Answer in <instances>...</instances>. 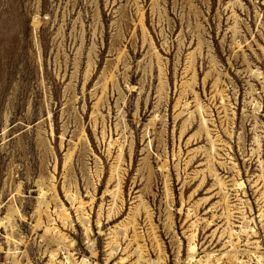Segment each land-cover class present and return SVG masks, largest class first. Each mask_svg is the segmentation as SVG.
<instances>
[{
  "label": "rangeland",
  "instance_id": "1",
  "mask_svg": "<svg viewBox=\"0 0 264 264\" xmlns=\"http://www.w3.org/2000/svg\"><path fill=\"white\" fill-rule=\"evenodd\" d=\"M263 214L264 0H0V264H264Z\"/></svg>",
  "mask_w": 264,
  "mask_h": 264
},
{
  "label": "bare ground",
  "instance_id": "2",
  "mask_svg": "<svg viewBox=\"0 0 264 264\" xmlns=\"http://www.w3.org/2000/svg\"><path fill=\"white\" fill-rule=\"evenodd\" d=\"M35 25H37V22H35ZM257 76H261V74H257ZM243 187V185L242 184H240L239 185V188H242ZM224 193V192H223ZM72 199H73V201H75L77 198H74V197H71ZM48 209H49V203L48 202H46V201H42L41 203H40V206H39V208H38V213H39V216L41 217V215L43 214H46L47 213V211H48ZM263 216H264V214H263ZM62 217L65 219V220H67L68 219V214H64V215H62ZM52 232V230L51 229H46L45 230V232H44V235H47L48 233H51ZM194 236V235H193ZM53 241L55 242V243H58V244H60V242L58 241V240H56V239H53ZM191 241H192V239H191ZM232 241H230L229 243H231ZM237 246V245H236ZM191 254H190V259L191 258H193L194 256H195V254H197L196 253V247L194 246V244H192L191 246H190V251H189ZM237 254H238V251L236 250V249H232V250H230V251H228L226 254H225V257H228L229 259L231 258V257H233V259L234 260H236V261H238L239 262V260H238V257H237ZM191 261V260H190Z\"/></svg>",
  "mask_w": 264,
  "mask_h": 264
}]
</instances>
